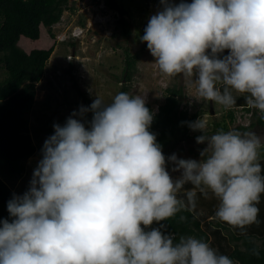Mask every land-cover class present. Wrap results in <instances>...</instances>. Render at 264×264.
<instances>
[{"label":"clouds","instance_id":"clouds-1","mask_svg":"<svg viewBox=\"0 0 264 264\" xmlns=\"http://www.w3.org/2000/svg\"><path fill=\"white\" fill-rule=\"evenodd\" d=\"M160 4L140 37L160 71L183 75L200 98L225 108L236 104L233 91L246 93L247 105L264 113V0ZM153 119L144 96L120 92L54 124L28 190L8 202L11 220H0V264H237L203 239L176 242L163 224L146 229L194 211L188 184L219 201V221L241 229L256 223L264 194L260 137L208 136L200 117L188 122L202 133L196 143L207 145L200 159L166 157L149 131Z\"/></svg>","mask_w":264,"mask_h":264},{"label":"rangeland","instance_id":"rangeland-1","mask_svg":"<svg viewBox=\"0 0 264 264\" xmlns=\"http://www.w3.org/2000/svg\"><path fill=\"white\" fill-rule=\"evenodd\" d=\"M118 1L126 10L125 20L130 30L128 37L122 35L118 25L120 14L109 8L106 0H70L71 9L66 10L61 22L52 28L59 43L47 63L43 79L37 85L35 105L29 116V134L36 151L25 162L26 170L22 176H11L7 165L0 159V179L11 187L15 195H22L28 190L33 171L42 158L44 141L52 135L51 126H63L67 118L74 111L78 112L79 106L83 105L78 90L86 94L92 102L98 97L107 104L126 85L130 96H144L146 104L158 111L167 98V89L182 88L184 98L181 107L190 115L198 113L199 118L207 121L204 132L216 128V124L223 121L229 124L230 131H236L241 126L249 127L248 132H254L261 139L262 146L258 151L259 157L264 159V127H251L255 120L254 112L258 115L261 112L247 105L244 98L247 94L233 91L236 104L232 109L225 108L221 104L200 98L196 85H190L183 75L171 78L164 75L147 49L146 42L140 40L149 18L160 10V0ZM173 2L179 3L180 0ZM186 2L190 3L191 0ZM125 50L130 55L139 54L129 83L122 79L126 68ZM222 55H228V51L225 50ZM5 77L6 71L0 65V81ZM212 109L214 113H211ZM230 111L234 113L233 119L229 116ZM49 121H52L51 125ZM199 135L202 133L197 131V136ZM206 146L197 144L196 137H193L177 143L169 150L167 157L175 153L181 159L199 160L198 153ZM173 167L169 163L168 171L173 179L179 178L180 172H173ZM185 190H193L196 195L200 193L191 184L185 185ZM193 213L205 221L207 209L199 206ZM151 228H158L155 222L150 230Z\"/></svg>","mask_w":264,"mask_h":264},{"label":"trees","instance_id":"trees-1","mask_svg":"<svg viewBox=\"0 0 264 264\" xmlns=\"http://www.w3.org/2000/svg\"><path fill=\"white\" fill-rule=\"evenodd\" d=\"M106 4L120 14L118 25L122 35L128 37L130 30L125 20V8L118 0H106ZM69 5L70 0H0V65L6 71L5 79L0 81V159L7 165L11 176H22L26 170L25 162L36 151L29 134V116L35 105L37 85L43 79L47 63L59 43L52 28L61 22L63 13L71 9ZM138 59L139 54L130 55L125 50L124 82L132 80ZM78 91L83 106H90L92 101L86 94ZM127 91L125 85L120 92ZM183 98V89L173 87L167 89V98L158 111L146 104L154 113L149 131L156 134L157 142L162 146L166 157L177 143L197 137V131H192L188 122L196 121L199 114L190 115L183 109ZM233 115L230 111L231 119ZM254 115L251 127H264V113L258 115L254 112ZM91 119L92 113H86L83 118L86 127L89 126L87 121ZM229 128V124L223 121L204 134L211 136L220 131H230ZM249 129L241 126L236 131L248 132ZM50 133L54 134L52 126ZM259 162L261 175L264 176V159L260 158ZM13 195L15 193L11 187L0 179V220H11L7 205ZM218 205L219 201L210 192L207 198L200 192L196 195L195 209H199V206L207 209L206 219L202 217L205 221L193 211L184 210L167 221L155 223L158 228L161 224L165 226L162 231L174 233L176 242L181 236H193L203 239L218 254L228 256L237 264H264V194L257 205V222L243 229L233 228L219 221L215 217ZM181 216L186 219L181 220ZM146 230H150V227Z\"/></svg>","mask_w":264,"mask_h":264},{"label":"water","instance_id":"water-1","mask_svg":"<svg viewBox=\"0 0 264 264\" xmlns=\"http://www.w3.org/2000/svg\"><path fill=\"white\" fill-rule=\"evenodd\" d=\"M211 113H214L213 109L211 110Z\"/></svg>","mask_w":264,"mask_h":264}]
</instances>
